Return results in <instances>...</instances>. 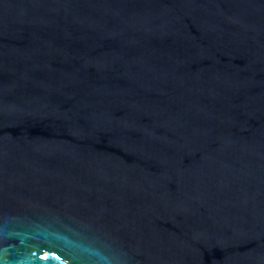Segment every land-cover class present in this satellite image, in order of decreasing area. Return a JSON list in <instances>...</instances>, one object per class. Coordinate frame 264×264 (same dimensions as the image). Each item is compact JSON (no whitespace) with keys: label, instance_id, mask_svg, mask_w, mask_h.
Returning <instances> with one entry per match:
<instances>
[{"label":"water","instance_id":"1","mask_svg":"<svg viewBox=\"0 0 264 264\" xmlns=\"http://www.w3.org/2000/svg\"><path fill=\"white\" fill-rule=\"evenodd\" d=\"M0 264H264V0H0Z\"/></svg>","mask_w":264,"mask_h":264}]
</instances>
